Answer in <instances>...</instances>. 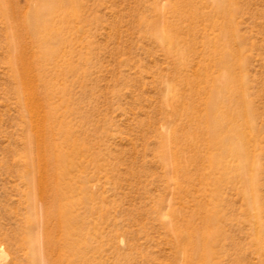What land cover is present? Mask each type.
<instances>
[{
    "label": "rangeland",
    "instance_id": "374dc122",
    "mask_svg": "<svg viewBox=\"0 0 264 264\" xmlns=\"http://www.w3.org/2000/svg\"><path fill=\"white\" fill-rule=\"evenodd\" d=\"M192 2L198 15L178 34L181 64V50L154 33L189 10L180 0H78L68 41L42 79L27 70L42 48L17 37L38 0H0V264H194L202 252L181 235L209 226L199 239L211 247L207 264H264V0H232L227 19L207 0ZM215 40L227 43L245 95L236 102L251 111L232 137L247 163L186 139L191 108H205L187 79L221 72ZM47 136L66 149L69 248L58 215H47L55 185L46 177ZM252 182L251 201L244 188Z\"/></svg>",
    "mask_w": 264,
    "mask_h": 264
},
{
    "label": "bare ground",
    "instance_id": "6f19581e",
    "mask_svg": "<svg viewBox=\"0 0 264 264\" xmlns=\"http://www.w3.org/2000/svg\"><path fill=\"white\" fill-rule=\"evenodd\" d=\"M77 1L78 0H38L36 7L29 8L28 11L25 12L23 24L17 28V37L20 39L22 37L21 35L26 34L31 39V42L29 43L42 48L39 54H34L33 59L30 61L31 64L27 68L28 72L32 73L33 69L36 68L39 70V76L42 79L45 78V67L56 62L61 53L62 44H65L68 41L67 35L72 31L70 28V18L72 16H78L79 13ZM180 1L181 5L189 6V10L184 14L178 10V12H176L178 22L170 25L169 29L165 28L161 32L156 29L154 33L157 41L168 50H174L176 47L181 50V52L176 53V56L179 63L183 64L185 63L186 58V43L184 42L182 44L178 34L183 30L182 22H184V18L191 20L198 15V7L192 2V0ZM207 1L213 6L217 15L222 16L224 19L228 18L232 6V0ZM14 12L16 13L17 11ZM223 33L226 36V32L223 31ZM215 42L220 46L219 48L215 47V50L213 51L214 62L216 65H219L221 72L217 76L208 73L204 77L197 75V77L187 79L189 83L194 85V87H197L194 89L197 94L200 96L204 95L205 108L203 112H197V109H194L193 107L191 108V114H196L194 119L196 123L190 128L188 134H186V139L192 144V146H196L199 141H205L207 147L211 150L220 149L228 154L242 155L247 163L250 157L249 153L244 150L243 145L235 148L233 145L234 142H232V137L235 135L241 137L243 127L242 123L238 122L241 119L248 121L251 116V111L248 109H242L239 102H236L240 97L245 99V95L237 90L236 78L231 71V56L229 55L230 52L227 43H219L218 40H215ZM23 46L24 44L20 40L21 50ZM19 60L24 63L25 57L22 56ZM169 91L173 92V96H176L175 85H169ZM50 94L54 93L49 90L46 91L47 96ZM53 118L54 114L50 112L46 115L47 121H51ZM48 130L49 133L54 132L53 127L51 131L50 129ZM58 132L63 133L65 136L69 135V130L64 128L60 129ZM43 148L45 151L44 158L46 161V168L50 169V172L45 176L47 179H50L55 183L52 191L53 199L51 200L54 204L48 207L47 215H51L52 213L58 215V226L62 228L66 238L63 243L69 248L68 242L72 236V226L70 223L71 217L69 214L70 209L68 203H61V201L64 200L63 196L65 195L61 185L62 181L66 178V169L68 167L65 163L67 160L65 159L66 149L64 146H55L53 140L49 136L45 138ZM211 158L214 159L213 156H211ZM212 159L211 162H214ZM210 181L214 188L219 185L217 179L211 178ZM254 189L255 186L253 182L250 186L247 184L244 188V194L246 197H250L251 201L252 197L254 199L256 198ZM250 191L253 192L250 193ZM207 214V222L211 223L212 215L209 211H207ZM209 227H203L199 230H196L195 228L187 229L186 233H184L185 235H181L184 240L191 243L193 247L195 245L198 251L201 250L202 252V255L199 254L193 259L194 264H207L205 260L207 259V254L211 247L206 242H199V239H205L210 236L212 230H210ZM178 230H180V227L176 229L173 228V231H176L177 234ZM261 233L262 230L258 231L259 235ZM194 238L196 239L194 240ZM46 243L48 246L56 244L49 238ZM50 260L52 259H49V263Z\"/></svg>",
    "mask_w": 264,
    "mask_h": 264
}]
</instances>
